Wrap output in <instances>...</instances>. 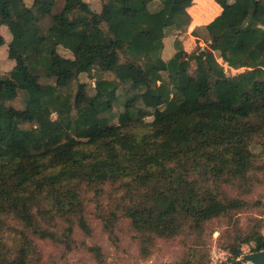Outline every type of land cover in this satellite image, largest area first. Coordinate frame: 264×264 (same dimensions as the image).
<instances>
[{"label":"trees","instance_id":"trees-1","mask_svg":"<svg viewBox=\"0 0 264 264\" xmlns=\"http://www.w3.org/2000/svg\"><path fill=\"white\" fill-rule=\"evenodd\" d=\"M100 1L97 12L85 0L58 10L56 0H0L12 65L0 72V264H32L34 241L56 240L58 220L67 236L89 232L85 193L104 185L136 231L171 237L246 205L222 184L245 195L264 183V0H215L221 12L203 26L209 48L244 67L234 74L206 50L174 67L163 59L193 0ZM92 71L90 93L78 76ZM19 90L23 108L7 104ZM237 238L264 248L260 230Z\"/></svg>","mask_w":264,"mask_h":264},{"label":"rangeland","instance_id":"rangeland-1","mask_svg":"<svg viewBox=\"0 0 264 264\" xmlns=\"http://www.w3.org/2000/svg\"><path fill=\"white\" fill-rule=\"evenodd\" d=\"M24 1L27 5L32 2V0ZM85 1L92 10L100 11V0ZM63 2L64 0H56V10L62 6ZM206 3H204V0H193L191 5L188 6L190 13L189 25L191 23L196 26L202 25L192 31L193 36L196 33V37L201 43H196V46H193L194 48L192 47L187 54L182 51H188L189 47L178 51L174 47V41L178 39L180 33H178L177 29H174L166 35H170V37L166 40L168 50L164 55V60L173 61L170 65L174 67L177 64L174 61H179L186 57L195 60L194 58L197 54L206 50L210 58H217V61L221 64V69H224L227 74L242 71L244 67L242 69L234 68V70L227 68L217 53L213 52L209 48L208 43L204 41L205 30L203 26L206 22L209 23L217 14L216 6L212 5L211 2ZM156 7L157 3L155 2L151 9ZM188 7H186V10ZM214 13L216 14L212 17ZM187 27L188 25L179 30V32L184 31ZM1 31L6 35L7 32L4 27ZM184 37L186 41L188 36L185 34ZM197 39L196 41H198ZM58 52L62 56L72 58L71 53L62 47H58ZM127 53L131 57H135L134 52L127 51ZM6 55L7 46L0 47V72H7L11 68L6 61ZM139 60L141 64H147V59L144 61V59L140 58ZM85 65L83 64L82 68ZM194 66L195 63L191 67ZM103 76L111 77L110 74H103ZM168 76L169 74L166 72L164 77L169 79ZM95 77L96 71H92L90 74L80 73L78 81L85 82L87 90L93 93ZM172 91V87L169 86L168 92ZM7 104L16 108H23V92L19 90L17 97L9 100ZM114 110L118 114L121 106H116ZM51 116L55 118L56 114L53 112ZM150 120H152V116L146 118V121ZM260 179L261 182L254 187L253 191L245 195L241 193L242 188L237 187L238 184H222L226 194L244 198L246 205L206 222L201 232L185 228L175 237H153L151 242L146 241L150 237L143 236L132 227L130 220L121 210L124 205L121 194L116 191L113 185H104L102 194H97L93 190L87 191L84 197V217L88 223L89 232H85L75 225L71 234L67 236V231H65V225L67 224L58 220L60 225L57 227L58 238L56 240L34 241L35 250L31 254L33 255L32 264H179L180 262L210 264L213 258L219 256L220 251H227L229 250V245L237 244L238 236L243 237L252 230L264 232V183L262 178ZM110 212H114L116 217L108 218ZM10 223H14V221ZM6 237V242L10 244L12 242L11 234ZM146 243H148L147 246ZM145 247L148 249L146 254L143 253ZM241 247L243 252H248L251 249L248 244H243Z\"/></svg>","mask_w":264,"mask_h":264},{"label":"water","instance_id":"water-1","mask_svg":"<svg viewBox=\"0 0 264 264\" xmlns=\"http://www.w3.org/2000/svg\"><path fill=\"white\" fill-rule=\"evenodd\" d=\"M209 221H207V222H209ZM187 223H188V221L185 223L186 225H183V227L181 228V230L176 235L171 236V237H165V236H163V237L164 238H172V237H175L178 234H180L182 232V230L185 229V228H188L191 231H195V229L189 228ZM200 230H197V232H201L202 231V230L201 231ZM261 233L264 234V232H262V231H261ZM143 236L150 237V239H146V241H148V242H151L153 237L160 238V236H156L154 234H145ZM147 244L148 243H146V246H147ZM237 244H239V254L236 255L234 253L233 249L231 248V246L229 245L228 248H229L230 251L229 250H227V251H224V250L220 251L219 252V256L216 257V258H213L212 259L213 261H211L210 264H214V263H218V264H264V248L259 249V250H253L252 249L253 248L252 244H250V243H240L239 240H238V243ZM237 244H235V245H237ZM243 244L250 245L251 246V249L248 252H243L242 247H241V245H243ZM146 248L147 247H145L143 249V253L144 254H146V252L148 251V249H146ZM227 255L229 256V258H228ZM179 264H192V263H190V262H184V263L183 262H180Z\"/></svg>","mask_w":264,"mask_h":264},{"label":"crops","instance_id":"crops-1","mask_svg":"<svg viewBox=\"0 0 264 264\" xmlns=\"http://www.w3.org/2000/svg\"><path fill=\"white\" fill-rule=\"evenodd\" d=\"M213 1V2H212ZM206 2H211L212 3V5H214V6H216V8H217V14H216V16L221 12V7H220V5L219 4H217L216 2H215V0H204V3H206ZM207 4V3H206ZM188 9H189V7L187 8V11H188ZM189 12V11H188ZM206 24H207V22H206ZM200 26H202L201 24H199L198 26H196V25H194V24H190V25H188V27L184 30V31H180L179 32V30H178V33H180L179 35H178V39H179V41L181 42V44H182V46H183V48L184 49H186V48H188L189 47V50L187 51H182V52H184V53H188L190 50H191V48L194 46H196V43H201L200 41H199V39H197V37L196 36H193V34H192V31L197 27H200ZM3 28V27H2ZM185 34L188 36L187 37V40L185 41L184 39H185ZM174 36H176V35H174ZM169 37H170V35H168L166 38H164V49H163V51H162V57H163V59H165V53H166V51L168 50V43H167V39H169ZM196 39L198 40V41H196ZM194 44V45H193ZM4 46H7L6 44H3L2 46H0V47H4ZM193 47V48H194ZM237 52L238 51H236V54H237ZM215 54V53H214ZM217 59V58H216ZM220 59H221V61L222 62H224V64L227 66V68H230V69H232V70H234V68H238V69H242L243 67L242 66H240V65H236V66H234V65H231V64H229L227 61H224V59L222 58V57H220ZM6 61L8 62V64L10 65V67L12 66L10 63H9V61L7 60V55H6Z\"/></svg>","mask_w":264,"mask_h":264},{"label":"built area","instance_id":"built-area-1","mask_svg":"<svg viewBox=\"0 0 264 264\" xmlns=\"http://www.w3.org/2000/svg\"><path fill=\"white\" fill-rule=\"evenodd\" d=\"M189 13V12H188ZM189 15H190V13H189Z\"/></svg>","mask_w":264,"mask_h":264}]
</instances>
